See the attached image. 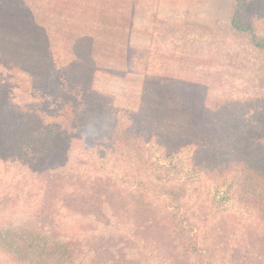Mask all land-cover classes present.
Here are the masks:
<instances>
[{
  "label": "trees",
  "instance_id": "16d2710c",
  "mask_svg": "<svg viewBox=\"0 0 264 264\" xmlns=\"http://www.w3.org/2000/svg\"><path fill=\"white\" fill-rule=\"evenodd\" d=\"M232 2L225 30L264 53V35L252 19L241 17L246 0ZM136 5L137 0H0V75H13L18 88L31 94L14 100L0 77V162L55 194L65 184L74 198L83 196V180L106 187L84 178L87 163L78 150L115 156L116 164L129 169L123 174L135 190L146 191L154 180L140 171L146 145L154 143L167 156L188 149L193 171L219 185L230 180L229 196L251 212L252 230L260 237H225L222 244L184 237L189 228H201L176 216L188 205L184 184L164 183L171 188L164 223L170 244L187 264H251V254L263 257L253 244L264 242V96L210 100L207 85L145 73L138 108L118 113L113 96L95 90L93 80L96 71L128 72ZM46 232L2 228L0 246L20 263L83 264L68 239Z\"/></svg>",
  "mask_w": 264,
  "mask_h": 264
},
{
  "label": "rangeland",
  "instance_id": "374dc122",
  "mask_svg": "<svg viewBox=\"0 0 264 264\" xmlns=\"http://www.w3.org/2000/svg\"><path fill=\"white\" fill-rule=\"evenodd\" d=\"M231 8L232 0H137L128 72L118 76L96 71L93 88L113 96L120 114L138 108L145 73L207 85L210 100L264 96V53L246 37L225 30ZM242 10L241 17L252 19L255 30L264 35V0H246ZM8 76L6 71L0 75L10 84L13 99L29 98L31 94L14 83V76ZM146 148L140 171L154 178L146 191L135 190L132 179L123 174L129 169L121 162L116 164L115 156L78 150L87 163L84 178L92 184L99 179L106 187H91L83 180V196L74 198L65 184L55 194L29 182L16 166L0 162V229H47L51 236L68 239L83 264H139L138 257L144 264H187L164 232L166 212L172 205L167 185L183 183L188 208L182 207L176 216L184 223L188 217L201 228L197 232L196 226L189 228L184 237L217 238L220 244L225 237H260L252 230L256 223L251 212L229 196L230 180L219 185L193 171L188 149L167 156L152 142ZM115 182L120 190L113 186ZM253 245L263 257L251 254L249 262L264 264V242ZM0 264L26 263L15 261L0 246Z\"/></svg>",
  "mask_w": 264,
  "mask_h": 264
},
{
  "label": "crops",
  "instance_id": "0c3cea01",
  "mask_svg": "<svg viewBox=\"0 0 264 264\" xmlns=\"http://www.w3.org/2000/svg\"><path fill=\"white\" fill-rule=\"evenodd\" d=\"M137 14H136V16H135V19H134V27L136 28V21H137Z\"/></svg>",
  "mask_w": 264,
  "mask_h": 264
}]
</instances>
